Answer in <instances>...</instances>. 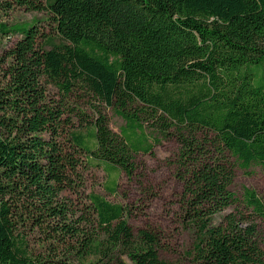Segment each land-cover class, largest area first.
I'll list each match as a JSON object with an SVG mask.
<instances>
[{
    "label": "trees",
    "instance_id": "obj_1",
    "mask_svg": "<svg viewBox=\"0 0 264 264\" xmlns=\"http://www.w3.org/2000/svg\"><path fill=\"white\" fill-rule=\"evenodd\" d=\"M1 5L47 19L0 22V34L19 35L0 56V264H178L160 256L159 231L133 230L130 205L81 189L91 161L131 177L161 138L178 145L176 214L193 233L191 263L264 264V197L231 190L236 168L264 167V0ZM78 93L111 106L119 132ZM65 190L84 194L79 211ZM46 221L65 247L57 260L35 256L24 234L45 233Z\"/></svg>",
    "mask_w": 264,
    "mask_h": 264
},
{
    "label": "rangeland",
    "instance_id": "obj_2",
    "mask_svg": "<svg viewBox=\"0 0 264 264\" xmlns=\"http://www.w3.org/2000/svg\"><path fill=\"white\" fill-rule=\"evenodd\" d=\"M0 0V22L12 23L15 21H30L37 18L40 21L47 19V13L43 11H27L18 7L4 10ZM46 31H51L48 22H43ZM19 35H2L0 34V56L9 48ZM57 93L56 89H51ZM79 97L80 107L88 115H92L91 105H95L107 117L109 127L119 132L120 126L124 123L123 119L114 113L111 106H107L98 99H94L87 94L78 93L74 99ZM75 126L72 129L82 130V126L74 119ZM151 131V130H150ZM177 143L174 139H160L153 146L151 153H139L135 157L136 170L131 177H127L123 171H112L108 175L102 167L91 161L85 170L81 172L84 194L95 192L107 200L113 202H122L130 205L131 214L128 216V222L136 232L139 228L149 227L159 231L162 234L163 247L160 251L162 258L176 261L178 264H192L187 256V252L192 247L193 233L184 224L178 220L176 210L178 208V199L182 192V182L176 175V152ZM103 166V164H102ZM249 173L243 172L240 168H236L234 182L231 190L238 198L242 197V187L246 186L254 189L258 195L264 197V167L261 165H252ZM116 178V179H115ZM114 180L117 183L113 193H109L106 186H112ZM65 190L61 197L67 198L74 211L79 208L84 201L82 192ZM62 200V199H61ZM247 213V212H246ZM46 221L45 233L33 230H24L27 237L29 250L35 256H48L57 260L64 257L65 247L57 244L53 235V230L47 225ZM52 225V224H51ZM50 230V231H49ZM127 264H131L130 260L124 257ZM90 260H86L84 264H89ZM71 264H82L77 258H70Z\"/></svg>",
    "mask_w": 264,
    "mask_h": 264
}]
</instances>
